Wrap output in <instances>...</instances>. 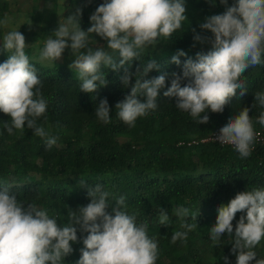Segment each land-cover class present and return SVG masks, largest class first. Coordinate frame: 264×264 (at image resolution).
I'll list each match as a JSON object with an SVG mask.
<instances>
[{"label":"clouds","instance_id":"clouds-1","mask_svg":"<svg viewBox=\"0 0 264 264\" xmlns=\"http://www.w3.org/2000/svg\"><path fill=\"white\" fill-rule=\"evenodd\" d=\"M220 3L225 5V11L206 17L199 25L212 36L198 33L193 36V47L196 43L210 44V49L197 52L195 59L187 58L182 73H162L148 79L151 71L160 69L154 58L137 66L135 72L129 71V67L132 61L139 60L146 48L155 47L161 39L169 40L181 29L182 22L187 20L185 0H104L91 14V26L86 31L80 26L82 10L77 8L59 22L53 36L45 41L40 59L60 60L70 48L75 59L69 67L75 69L81 91L89 94L107 86L102 68L115 71L124 67L123 85L129 87L133 76L135 83L131 84L130 93L116 103L115 110L129 128L136 126L138 118L158 108L159 92L165 88L170 75V86L164 91V97L176 98L175 106L188 112L198 125L207 124L209 110L222 113L237 95V89L240 96L246 94L241 79L243 73L250 66L264 64V0H234L231 6L228 0H220ZM10 22L5 16L0 26L7 27ZM91 34L105 40L110 51L89 47ZM2 44L9 53L0 63V112L9 117L3 124L4 130L14 135V130L22 133L27 127L45 140L46 149H51L59 137L37 122L45 116L48 101L41 92L43 82L25 53L26 38L19 30H11L3 35ZM182 56L186 53L177 50L171 63L181 65ZM183 81L187 83L182 86ZM254 102L252 107L256 104L264 107V91L254 94ZM250 111L244 107L220 127L214 137L220 144L232 145L241 158L251 155L256 139ZM110 112L107 98L101 99L95 108L98 120L110 123ZM256 122L264 126V112ZM80 185L84 186L83 178ZM87 194L90 202L77 211L69 210L68 223L59 226L47 210L38 208L35 203L25 207L11 185L0 184V264H61L73 252L72 244L79 242L78 232L87 235L82 237L84 247L80 249L77 264H156L158 242L155 237H149L146 223L137 225L135 214L124 210L125 197L115 198V206H110L111 193L102 183L89 187ZM217 211L216 222L210 228L212 242L218 243L225 233L232 237L234 231L231 253L236 256V264L252 261L264 264V259H257L253 251L264 238V188L239 192ZM238 212L246 215L240 216L234 230L233 220ZM173 215L181 219L180 227L184 229L171 236V243L175 244L186 241L188 232L196 224L187 221L190 210L186 207L174 209ZM196 217L191 216L193 220ZM158 219L160 225L170 224V216L164 208L160 209ZM223 259L224 264H230L228 257Z\"/></svg>","mask_w":264,"mask_h":264},{"label":"trees","instance_id":"trees-1","mask_svg":"<svg viewBox=\"0 0 264 264\" xmlns=\"http://www.w3.org/2000/svg\"><path fill=\"white\" fill-rule=\"evenodd\" d=\"M42 2L40 17L32 22L40 27L36 33L46 38L52 34L49 21L56 19L58 4L57 0ZM103 2L82 0V30L91 26L90 16ZM233 3L234 0H228V6ZM185 4L187 20L182 22L181 29L169 40L161 39L155 47L146 48L139 60L132 61L130 67L125 65L129 71L135 72L137 66L154 58L160 69L151 71L148 79L162 73H182L187 58L195 59L197 52L210 49V44L196 43L193 47V36L198 33L211 37L212 33L201 30L199 25L208 16L222 14L225 5L220 0H185ZM10 7V0H0V20L11 11ZM3 35L4 28L0 26V41ZM88 46L110 51L107 42L95 34L90 35ZM177 50L186 53L180 57L179 66L171 63ZM25 53L43 82L41 92L48 101L45 116L37 122L59 139L51 149H46L45 140L27 127L22 133L14 130L15 134L9 135L3 127L9 117L0 112V184L11 185L25 207L35 203L63 226L68 223L69 210L77 211L90 202L88 188L102 183L111 193L108 197L110 206H115V198L124 196L127 205L124 210L135 214L137 225H148L149 237H155L158 242L156 264H224L223 257H228L230 264H236V256L231 253L235 232L232 237L223 234L214 244L210 239V228L216 222L218 208L227 205L237 193L264 188V146L252 149L248 158H241L235 149L218 141L192 146L187 142L211 136L244 107L251 109L249 115L254 128L264 130V126L256 122L264 107L258 104L252 107L254 94L264 91V64L250 66L243 73L241 79L247 89L244 96H240V89H237V95L222 113L209 110V122L199 125L188 112L175 106L176 98L164 97L171 82L169 75L165 88L159 92L158 108L138 118L136 126L129 128L115 110L116 103L130 93L131 84L135 83L133 76L129 87L123 85L124 67L115 71L102 68L107 86L89 94L81 91V82L75 69L69 67L67 58L37 60L40 53L34 54L31 46L26 47ZM8 55L0 44V63ZM184 83L187 81H183L182 86ZM104 98L111 108L108 124L99 121L95 115V108ZM81 178L84 186L80 185ZM181 206L190 210L186 219L196 227L188 232L186 241L173 244L171 236L174 232L184 231L180 227L181 219L173 215V210ZM161 208L170 216L168 226L159 223ZM108 211L111 213V207ZM192 214L197 216L196 220L191 218ZM241 215L246 213L236 214L234 230ZM77 235L79 242L72 244L73 252L61 264H77L80 259V249L84 247L82 237L87 233L78 232ZM253 251L257 253V259H264V238Z\"/></svg>","mask_w":264,"mask_h":264},{"label":"rangeland","instance_id":"rangeland-1","mask_svg":"<svg viewBox=\"0 0 264 264\" xmlns=\"http://www.w3.org/2000/svg\"><path fill=\"white\" fill-rule=\"evenodd\" d=\"M10 1H11V7H10L11 11L6 13L5 16H7L11 22L7 27L3 26L4 34H6L8 31L11 30H19L25 32L22 34L26 38V44H28V46L33 47L34 54H38L41 52V49L43 48L45 41L50 36H53V31L58 27L59 22H62L64 18L74 13L77 8L81 9V2H82V0H57L58 15L55 20L49 21L50 30L52 34L48 35L46 38H42L41 35L36 33V31H38L40 27L32 22L34 18L40 17V11L43 3L42 0H40L39 2L34 0H10ZM201 19L204 20V18ZM2 40L0 41V44H2ZM69 43L71 42L69 41ZM62 58H67L66 61H69V63L71 64L72 60L75 59V56L72 55L71 49L68 48L62 54ZM36 59L40 61H46V60H41L40 57H36Z\"/></svg>","mask_w":264,"mask_h":264},{"label":"built area","instance_id":"built-area-1","mask_svg":"<svg viewBox=\"0 0 264 264\" xmlns=\"http://www.w3.org/2000/svg\"><path fill=\"white\" fill-rule=\"evenodd\" d=\"M255 132H256V139L252 145V149L258 147V146H264V130H260V129H254ZM219 132V129L216 130L211 136L209 137H205V138H202V139H193L192 141L188 142V145L191 146V145H198L199 143H204L206 141H210V140H215V135ZM223 145H226V144H223ZM230 147H232L234 149V147L232 145H228Z\"/></svg>","mask_w":264,"mask_h":264}]
</instances>
